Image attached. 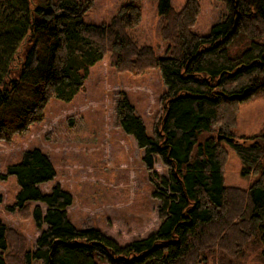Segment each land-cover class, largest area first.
<instances>
[{"label": "trees", "instance_id": "obj_1", "mask_svg": "<svg viewBox=\"0 0 264 264\" xmlns=\"http://www.w3.org/2000/svg\"><path fill=\"white\" fill-rule=\"evenodd\" d=\"M223 1L227 14L208 34H198L192 28L199 0H186L180 10L159 0L160 35L168 44L159 56L128 32L141 21L136 3L97 25L84 22L89 3L82 0H0V139L41 120L51 98L71 102L107 53L120 71L159 68L165 83L164 113L151 134L125 96L116 107L119 125L144 151L159 201L158 229L121 245L99 228L77 227L66 210L72 194L59 184L41 189L56 168L47 153L32 148L7 167L20 185L9 209L27 213L34 204L41 233L30 250L0 217V264L13 258L15 264L264 263V123L253 135L233 132L240 104L264 92V0ZM223 141L239 157L243 175H258L247 188L226 185ZM157 161L167 170L160 180ZM12 246L13 255H4Z\"/></svg>", "mask_w": 264, "mask_h": 264}, {"label": "rangeland", "instance_id": "obj_2", "mask_svg": "<svg viewBox=\"0 0 264 264\" xmlns=\"http://www.w3.org/2000/svg\"><path fill=\"white\" fill-rule=\"evenodd\" d=\"M82 1L89 3L84 22L97 25L108 24L123 5L138 4L141 21L128 29L129 34L137 45H149L159 56L167 54L168 44L160 35L164 18L159 0ZM185 2L170 0V5L180 10ZM199 2L200 11L192 30L208 34L227 14L226 4L223 0ZM110 60L111 55L107 53L90 69L84 89L71 102L51 98L44 107L41 120L25 132L0 139V217L10 230L24 237L26 248L30 250L35 249L41 233L32 219L34 204L27 213L9 209L15 203L20 185L15 176H8L6 172L10 164L21 160L23 153L32 148L47 153L56 168V177L40 185L41 189L48 192L59 184L72 194L73 204L66 210L77 227L99 228L125 245L147 237L160 225L159 201L153 195L155 184L142 160L143 150L119 125L116 107L117 100L125 96L151 134L155 122L164 113L161 98L165 83L159 68L135 74L114 68ZM237 116V125L233 128L235 137L258 132L264 123V92L242 102ZM223 143L228 151L226 185L247 188L258 175H243L236 152L227 141ZM155 171L157 180L167 173L160 161L155 164ZM40 205L45 212L46 207ZM16 242V237L11 236V244ZM12 249L13 246L9 247L4 255H13ZM15 259L11 264H15Z\"/></svg>", "mask_w": 264, "mask_h": 264}, {"label": "water", "instance_id": "obj_3", "mask_svg": "<svg viewBox=\"0 0 264 264\" xmlns=\"http://www.w3.org/2000/svg\"><path fill=\"white\" fill-rule=\"evenodd\" d=\"M224 136H222V135H220V136H218V139H222ZM226 138V140H228V141H233L235 138L234 137H225Z\"/></svg>", "mask_w": 264, "mask_h": 264}, {"label": "crops", "instance_id": "obj_4", "mask_svg": "<svg viewBox=\"0 0 264 264\" xmlns=\"http://www.w3.org/2000/svg\"><path fill=\"white\" fill-rule=\"evenodd\" d=\"M129 136H132V135H130V134H128ZM133 137V136H132ZM134 138V137H133ZM134 140H135V138H134ZM135 143L137 144V142H136V140H135ZM138 146V145H137ZM142 150V149H141ZM143 154H144V151H143Z\"/></svg>", "mask_w": 264, "mask_h": 264}]
</instances>
